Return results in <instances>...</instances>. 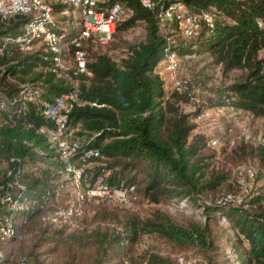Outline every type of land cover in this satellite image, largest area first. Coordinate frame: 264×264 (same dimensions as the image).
Here are the masks:
<instances>
[{
	"label": "trees",
	"instance_id": "1",
	"mask_svg": "<svg viewBox=\"0 0 264 264\" xmlns=\"http://www.w3.org/2000/svg\"><path fill=\"white\" fill-rule=\"evenodd\" d=\"M115 2L122 4L130 18L123 27L118 24L113 38L117 31L138 24L144 26L146 36L129 45L127 56L120 61L95 52L98 45L86 41L83 49L91 75L76 72L72 65L69 68L79 94V104L70 116L71 136L81 142V148L101 152V158L87 168V180L93 182L105 166L113 170L114 182L135 183L139 196L143 194L152 204L185 201L190 205L199 197L208 198L200 202L204 220L176 223L161 211L140 219L126 210L133 207L104 202L97 204L90 230L67 231L45 223L44 210L57 208L69 198L70 180L59 155L40 131L52 126L43 104L68 92L72 85L57 75L54 56L44 44L29 51L11 44L0 51V192L8 184L13 186L17 175L23 189L14 187L15 192L23 193L29 209L13 216L17 234L8 241L0 238V249L6 257L12 255L7 247L24 229L46 237L44 224L58 234L70 232L66 238L54 236L66 248V264L67 257H78L81 264H179L172 254L134 255L135 245L145 235L164 240L178 252L192 253L195 264H264V193L255 194L252 186L241 203H223L221 198L232 193L217 196L229 176L213 169L218 152L212 139L193 135L196 124L178 105L182 91L169 94L157 69L169 53L176 52L179 57L208 55L226 74L246 72L240 80L216 90L210 106L245 111L264 121V58L260 56L264 51V0H155L153 9L138 0H107L106 4ZM176 2L184 3L192 13L213 16L212 24L202 22V30L192 38L182 35L189 42L181 48L172 32L173 28L182 34L179 23L164 29L159 24L160 13ZM27 21L21 14L0 16V48L7 36L20 34ZM74 50L69 44V51ZM187 85L183 81L182 87ZM240 149V157L250 150L252 156L264 160V142L256 150L250 143ZM138 174L144 177L138 180ZM110 207L116 209L111 212ZM11 215L8 206L0 204V222Z\"/></svg>",
	"mask_w": 264,
	"mask_h": 264
},
{
	"label": "built area",
	"instance_id": "2",
	"mask_svg": "<svg viewBox=\"0 0 264 264\" xmlns=\"http://www.w3.org/2000/svg\"><path fill=\"white\" fill-rule=\"evenodd\" d=\"M107 0H0V16L12 18L18 14L28 17L18 35H10L4 39L0 51L9 45H16L20 50L29 51L44 44L46 51L54 56L55 72L71 82V89L54 101L43 104L45 116L52 122L51 127L42 128L49 145L57 152L65 165V177L70 180V195L64 205L57 208H46L42 213V220L60 228L73 230L79 227V220L83 217L89 204L109 202L125 207H134L140 196L135 183L125 179L114 182L113 170L103 166L97 178L87 180V168L94 165V160L101 158L97 148H81L80 141L71 136L70 116L79 104L77 83L69 74L70 66L76 72L87 73V56L83 43L93 41L98 46L108 44L117 26L125 18L126 12L121 3L107 5ZM147 9H153L155 0H138ZM60 7H66L59 10ZM67 18L66 26L60 16ZM179 23L182 35L186 39L192 38L200 23L212 24L213 16L208 13L195 14L181 2L170 4L159 15L161 28ZM69 44L75 50L69 51ZM180 57L176 52L169 53L162 61L165 73L176 81L180 71ZM177 89L183 82H176ZM3 108V107H1ZM217 141H211L215 144ZM81 148V149H80ZM256 171L251 174V179ZM14 187L23 189L15 175V184L2 189L0 204L7 205L11 216L0 222V238L2 241L11 240L17 234V227L13 216L22 210L29 209V202L21 191L15 192ZM243 198L231 194L225 197L227 204L241 203ZM6 256L0 249V264H5ZM18 264H31L28 257L20 258Z\"/></svg>",
	"mask_w": 264,
	"mask_h": 264
},
{
	"label": "rangeland",
	"instance_id": "3",
	"mask_svg": "<svg viewBox=\"0 0 264 264\" xmlns=\"http://www.w3.org/2000/svg\"><path fill=\"white\" fill-rule=\"evenodd\" d=\"M64 9L66 7L59 8L60 11ZM60 18L63 19V15ZM129 18L130 13L127 11L120 26L123 27ZM64 19L63 23L66 26L67 18ZM201 28L202 25L200 23L196 32L201 31ZM172 32L180 48L189 42L176 29L172 28ZM145 36L146 31L144 26L138 24L129 30L117 31L116 36L108 45L94 46L93 50L98 53H107L114 60L120 61L127 56L129 45L140 43L145 39ZM260 56L264 58V51L261 52ZM179 60L180 71L177 73L176 81H173L165 73L162 62L158 65L157 69L165 80V88L169 94H173L176 91V82L187 81L190 84L187 85V88H180L183 99H179L180 103L178 105L183 113L192 116L191 120L196 124L193 135H201L211 138L212 141H217L215 144L211 143L214 150L218 152L213 169L223 170L229 176L222 192L217 196L221 197L223 194L229 192L233 196L242 199L249 194L248 192H250L249 190L252 186L255 194L264 193V160H261L259 156H252L250 150L247 151V155L245 154L243 157H240L242 154L240 147H243L244 144L250 143L251 147L256 150L264 142V121L254 118L245 111H235L232 108L218 110L211 107L209 103V100L215 96L214 92L216 90L230 86L237 80H240L246 72L236 70L226 74L220 67H215L212 64L208 55L198 53L181 54ZM195 78H198V83L195 82ZM186 91L188 93H184ZM201 111L203 112L200 117L192 119ZM255 171H260V174L258 178L251 179V174ZM143 177L142 174L137 175L138 180H141ZM225 197H222L223 199L221 198V200L227 204ZM66 200L62 203L63 205ZM201 201L208 202L209 199L199 197L191 202L190 205L185 201L177 204L163 201L161 204L156 205L150 203L141 194L138 204L126 210L136 214L140 219L151 218L157 211H161L176 223H186L192 219L203 221L204 216L202 215L203 209L200 206ZM111 209L116 208L110 207L109 210L111 211ZM97 210V204L87 206L84 217L78 222V231L83 232L92 228ZM218 217H221L222 223H226L224 216L218 215ZM42 225L46 237L37 233H25L26 229L20 231L19 239L10 243L7 247L12 255L6 257L5 264H18L22 255L28 256L31 264L67 263L64 257L67 253L66 248L58 245L54 240V236L66 238L70 232L58 234V232L54 231V228H47L44 224ZM146 252L163 255L172 254L179 264H195L196 262L192 253L178 252L164 240L149 235L143 236L135 245L134 255L139 257ZM67 258L70 260L68 264H81L78 257L75 259Z\"/></svg>",
	"mask_w": 264,
	"mask_h": 264
},
{
	"label": "crops",
	"instance_id": "4",
	"mask_svg": "<svg viewBox=\"0 0 264 264\" xmlns=\"http://www.w3.org/2000/svg\"><path fill=\"white\" fill-rule=\"evenodd\" d=\"M160 73V72H159Z\"/></svg>",
	"mask_w": 264,
	"mask_h": 264
}]
</instances>
